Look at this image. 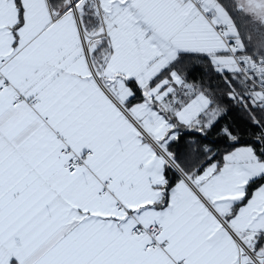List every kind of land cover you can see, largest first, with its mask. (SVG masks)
I'll use <instances>...</instances> for the list:
<instances>
[{
  "label": "snow or ice",
  "instance_id": "obj_1",
  "mask_svg": "<svg viewBox=\"0 0 264 264\" xmlns=\"http://www.w3.org/2000/svg\"><path fill=\"white\" fill-rule=\"evenodd\" d=\"M256 112L264 0H0V264H264Z\"/></svg>",
  "mask_w": 264,
  "mask_h": 264
},
{
  "label": "trees",
  "instance_id": "obj_2",
  "mask_svg": "<svg viewBox=\"0 0 264 264\" xmlns=\"http://www.w3.org/2000/svg\"><path fill=\"white\" fill-rule=\"evenodd\" d=\"M202 75V70L199 68L193 69V76ZM220 87L226 89V85L221 84ZM227 103L231 104V101H226ZM256 116L264 121V113L256 112ZM228 122H233L238 129H241L245 135L242 137L243 142H251L250 136L248 133L256 132L259 130L256 124H253L251 119L248 117V113L245 112L242 108H235L233 107L232 111H230L228 117ZM224 121H221L223 123ZM190 137L196 138L201 140L204 143L211 142L213 144H217V146L221 149V151L228 149L229 144L220 141V139L215 134H210L207 137H200L198 133L189 132L183 134V139L187 141Z\"/></svg>",
  "mask_w": 264,
  "mask_h": 264
}]
</instances>
